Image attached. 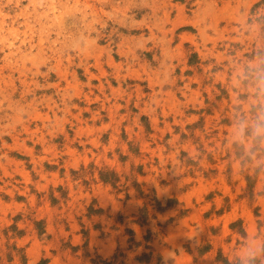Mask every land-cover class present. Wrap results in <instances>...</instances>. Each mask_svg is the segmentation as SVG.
I'll use <instances>...</instances> for the list:
<instances>
[{
  "label": "rangeland",
  "instance_id": "1",
  "mask_svg": "<svg viewBox=\"0 0 264 264\" xmlns=\"http://www.w3.org/2000/svg\"><path fill=\"white\" fill-rule=\"evenodd\" d=\"M219 250L264 264V0H0V264Z\"/></svg>",
  "mask_w": 264,
  "mask_h": 264
},
{
  "label": "trees",
  "instance_id": "2",
  "mask_svg": "<svg viewBox=\"0 0 264 264\" xmlns=\"http://www.w3.org/2000/svg\"><path fill=\"white\" fill-rule=\"evenodd\" d=\"M246 178H247V181H248L246 189H247V191H249V193L252 194V189H253L254 182H252L250 176H247ZM102 179L104 181H107V179H104L103 177H102ZM34 223H35V228H36L38 234H42L43 232H45V229H44L45 223H44V221H35ZM8 230H12L14 233L16 232L17 235H12V237H14V236L21 237L23 235L22 231H17L15 224L11 225L9 227V229H6L4 231L6 235L8 234ZM7 248H8V252L6 253V256H7L9 261H12L13 257H14L12 250L17 251L18 253L22 251L21 249L17 250L14 245L11 247L12 250L10 249V247L8 245H7ZM210 249H211V245L209 243H206L205 245H201V246H199L197 248L199 255H203V254L207 253L208 251H210ZM21 258H22L23 264H26L25 256L21 255ZM215 261L216 262H221L222 264H242V261L240 259H235L233 261H230L226 256H223L221 250H219L217 252L216 257H215Z\"/></svg>",
  "mask_w": 264,
  "mask_h": 264
},
{
  "label": "clouds",
  "instance_id": "3",
  "mask_svg": "<svg viewBox=\"0 0 264 264\" xmlns=\"http://www.w3.org/2000/svg\"><path fill=\"white\" fill-rule=\"evenodd\" d=\"M168 258H171V256H169Z\"/></svg>",
  "mask_w": 264,
  "mask_h": 264
}]
</instances>
